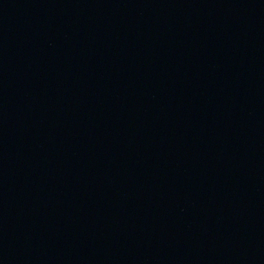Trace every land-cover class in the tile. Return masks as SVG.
I'll return each instance as SVG.
<instances>
[{
  "label": "water",
  "instance_id": "obj_1",
  "mask_svg": "<svg viewBox=\"0 0 264 264\" xmlns=\"http://www.w3.org/2000/svg\"><path fill=\"white\" fill-rule=\"evenodd\" d=\"M0 264H264V0H0Z\"/></svg>",
  "mask_w": 264,
  "mask_h": 264
}]
</instances>
